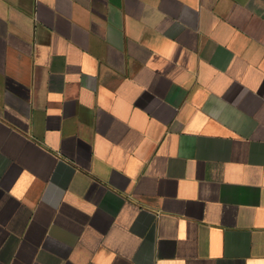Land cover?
Returning <instances> with one entry per match:
<instances>
[{"label": "crops", "instance_id": "obj_1", "mask_svg": "<svg viewBox=\"0 0 264 264\" xmlns=\"http://www.w3.org/2000/svg\"><path fill=\"white\" fill-rule=\"evenodd\" d=\"M0 264H264V0H0Z\"/></svg>", "mask_w": 264, "mask_h": 264}]
</instances>
